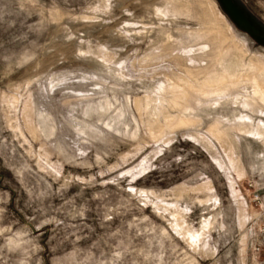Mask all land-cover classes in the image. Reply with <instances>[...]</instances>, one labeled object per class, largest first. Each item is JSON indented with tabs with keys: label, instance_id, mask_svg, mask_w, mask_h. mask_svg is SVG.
Masks as SVG:
<instances>
[{
	"label": "rangeland",
	"instance_id": "1",
	"mask_svg": "<svg viewBox=\"0 0 264 264\" xmlns=\"http://www.w3.org/2000/svg\"><path fill=\"white\" fill-rule=\"evenodd\" d=\"M0 264H264V0H0Z\"/></svg>",
	"mask_w": 264,
	"mask_h": 264
}]
</instances>
